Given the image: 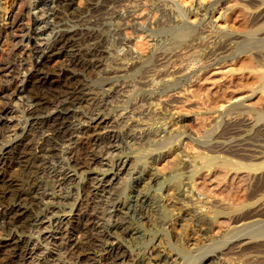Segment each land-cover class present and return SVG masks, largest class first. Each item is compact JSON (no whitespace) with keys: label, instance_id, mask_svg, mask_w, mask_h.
<instances>
[{"label":"rangeland","instance_id":"rangeland-1","mask_svg":"<svg viewBox=\"0 0 264 264\" xmlns=\"http://www.w3.org/2000/svg\"><path fill=\"white\" fill-rule=\"evenodd\" d=\"M11 1L3 0L5 9L10 8ZM24 2V4L19 2L16 4L15 9L21 7L17 9L20 11V17L11 29L13 33H11V37L18 40L17 43L11 46L7 42L8 35L5 34V29L3 38H0V53L4 49L11 50L12 58L16 60L17 67L19 66V73L11 79L10 88L11 90L15 89L14 91L19 88L18 92L23 94V96L10 101L12 104L7 108L5 119L10 125L15 124L19 119L22 121L21 110L28 105L31 106V101L27 96L28 89L38 88L42 91L51 82V80H45L42 83L38 80L39 83H36L37 80L32 76L31 81L26 82L24 76L32 72L35 61L41 60L57 28L87 30L92 38H90L92 42H88L93 43L98 40L99 43L103 42L101 44L104 47L97 51L98 55L88 54L86 56H89L87 58L89 66L85 69L87 73L84 72V79L87 78L85 80L91 89L88 94L76 102L74 110L70 112L73 115V117L71 116L73 124L65 133L66 136L61 137L60 143L63 145H56L57 149L51 153L39 150L38 153L42 152L40 154L44 157L40 155V158L35 160V164L37 163V167H39L35 166L36 171L34 169L30 177L26 178L27 181H24L26 187L31 182L42 184V190L48 193L38 194L37 198L27 200H31L28 202L29 204H26L30 208L29 211L31 213L34 211L38 215L37 218H40L33 225L14 228L8 223L7 217L4 216L6 214L3 213L4 210L0 205V220H4L0 224V242L3 241L1 238L8 233L11 236L21 233L23 238H28L29 244L31 243L28 244L29 248L31 246L33 250L26 255L25 264H38L37 261H40V264H81L85 260L79 256V253L73 254L74 247H71L68 238H66L67 235L73 231L76 232L75 229L77 230L81 226L82 221L87 218L86 214L91 211H96L98 214L103 210L105 215L103 214V216L101 213L100 215L105 217V223L113 222L115 218L111 207L113 201L118 199L124 202L127 196L134 193V190L135 192L139 191L145 184L152 181L151 174L154 171H159L162 177L159 183L153 186L155 190L151 192L152 197H155L160 204L157 207V213L148 212L149 216L144 219V222L142 220L139 223L130 224L126 230L120 232V235L123 233L121 237L126 241V244L122 245V249L128 254L124 264H200L203 255L216 252H220L222 256L225 255V259H229L228 264H264V252H261L264 251V235L250 238L254 233L253 230H261L264 226V214H262L264 213V90L253 93V90L259 88L263 83L264 67L256 66V62L240 53V56L227 60V63L225 62L220 68L202 72V69L199 68L200 65L211 58L209 48L206 46V44L208 45L205 41L207 39L204 38L203 41L196 39L191 44L190 36H184V38L180 36L178 39V35L175 34L177 32L179 34L189 25L210 24L209 20L213 29L244 32L248 29L247 19L252 15H250V10L248 11L249 0H187L184 3L180 0H126L123 5L118 7V13L108 11L101 15L94 14L90 17L91 19L79 15L77 20L72 19L69 13H61L59 17L52 16L51 7L55 5L54 3L50 4L51 7L41 10L39 7H35L36 0H24ZM86 5V0H76L73 3L78 13L83 12L82 14H85ZM126 14H129L130 18L129 16L125 17ZM36 15L39 17L34 26L35 32L29 37H27V33L24 34L22 41H19L24 29L32 26V17ZM218 18H225V22L220 24ZM55 21H58L59 27L56 26ZM77 21L78 23H76ZM120 37L125 38L129 47L137 50V52L134 51V60L136 63L142 64L139 68H135L136 65L127 71L114 68L116 58L123 55L127 50L125 48H128L124 44H117ZM32 42L37 46L34 51L31 47ZM91 43L87 44L91 46ZM235 45L230 46V49L225 52H234ZM175 48L178 52L175 51V56L171 57L174 58L171 65L169 63L167 67H163L159 71L160 76L156 72L153 76L143 77L145 73L147 74L145 71L147 66L161 62L157 58L160 54L165 52L168 55L170 50L173 51ZM219 51L221 52V50ZM61 60L62 57L50 59L47 68L49 70L55 68ZM169 65H173V67ZM165 72L168 75L165 74V76ZM193 72L197 73V78L192 82L177 85L173 88L175 91L173 89L160 91L163 78L165 79L164 83H169V81H173L172 77L175 80L178 77L191 75ZM162 74L165 77H161ZM158 76L160 79L155 78ZM146 78L152 79H148V81ZM153 78L154 82L151 83ZM1 79L0 77V84ZM138 84L141 87H138ZM243 95L247 96L232 101V99ZM240 101L243 105L229 109L230 105ZM1 107L2 103H0ZM241 107L249 109L241 111L240 114L236 113V109H242ZM51 109L47 108V112H51ZM234 110H236L235 113ZM118 124L119 128L116 127ZM118 130L119 133H117ZM10 131L9 128L4 133V140L7 139L5 134H9ZM259 133L263 136L259 137ZM33 134L36 140L39 135ZM75 138L78 140L73 145L69 140ZM254 138L257 139L253 140ZM253 143L258 144L262 150V153L256 157H252L246 153L247 151L242 150L253 147ZM71 145L73 148L70 150L68 147ZM95 146L97 148L101 146L99 149L102 153L105 149L107 150H105L103 159L101 156L94 157L90 154L91 148L93 149ZM248 152L250 151L248 150ZM40 160L41 162H39ZM72 164L77 173L70 175L66 179L67 181L65 180L66 182L61 181V170L66 171L67 169L68 171L73 167ZM11 165L7 167V171H3L6 175L2 172L4 176H0V188L5 184V178L16 173L15 168ZM115 172L121 177H119L120 179L118 175L117 179L116 175H113ZM137 178L139 179L136 181ZM85 180H89L92 184L89 181L86 183ZM110 180L113 182L118 180L117 183L120 184L115 186V189H118V196L111 201L106 194L110 195L114 189H110L111 191L99 190L96 193V189L93 188V184H99L101 181L107 188V182ZM130 185H133L132 188ZM9 198H6L9 203L15 200L14 197ZM57 199L59 200L57 201ZM62 199L63 201H61ZM60 201L61 203H59ZM0 202L3 203L1 200ZM250 208H254L252 212L257 208L256 213H251ZM260 210L263 212H259ZM54 212L60 217L53 215ZM61 213H67L66 217L60 215ZM246 213L248 216H245ZM95 221H101V219L93 217V221L90 223L92 232L96 231L94 229L96 228ZM49 222L51 225H48ZM134 224L138 225L141 230L139 237L135 238L136 241L127 238L128 233L126 232L135 227ZM248 225L256 226L251 229ZM236 243L239 245H235ZM253 243L254 249L251 247ZM245 244L247 245L245 246ZM230 248H234L235 251ZM36 253L38 256L34 257ZM39 255L47 257L48 260H39L41 257ZM214 263L217 264L216 261L210 264Z\"/></svg>","mask_w":264,"mask_h":264},{"label":"bare ground","instance_id":"bare-ground-1","mask_svg":"<svg viewBox=\"0 0 264 264\" xmlns=\"http://www.w3.org/2000/svg\"><path fill=\"white\" fill-rule=\"evenodd\" d=\"M27 1H29V0H27ZM75 1L76 0H36V6L35 7H39L42 10L44 8L51 7L50 4L51 3H54L55 5L53 4L54 6L51 7L52 16L59 17V16H61L60 15L61 13H67V14L69 13V14H71L70 16L72 17V19L77 20L80 17L79 15H82L83 17L90 18L94 14H100L101 15V13L108 12V11H111L112 13L113 12L114 13L115 12L118 13L117 12V9H119L118 7L121 6V5H123L126 2V0H95V1L86 0L87 5L85 6V11H84L85 14H82L83 12L78 13V10H76L75 7L73 6V3H75ZM180 1L184 3L187 0H180ZM17 2L23 3V4L25 3L24 0H12L11 1L10 8L9 9L8 8L5 9V7L3 6V4H4L3 3V0H0V38L3 36L4 29H5L6 30L5 34L8 35V41L7 42H9V44L11 46H14L15 43H17V41H18V40H15V38L11 37V35L13 34L12 33V30H11L12 29V26H14V24L18 21V19L20 17V11H18L17 9L18 8H21V7H17L15 9L16 4H19ZM248 3H249L248 11L250 10V15L251 14L252 15L247 19L248 29L246 31H244V32H239L237 30L236 31L235 30L234 31H232V30H230V31H227V30L226 31H221V30H217L218 28L217 29H213L211 27L212 26L211 21L209 20L210 24L202 23V24H198L197 26L189 25V27L187 26L186 29H184L182 31L180 30L181 32L179 34H178V32L175 33V34L178 35V39H179L180 36H183V38H184V36H190L191 38L189 40L192 42L191 44H193L196 39H200V41H203L202 39H204V38L207 39V40H205V39L204 40L207 41V43H208V45L206 44V46H208V48H209L208 51H209V53L211 55V58H210V60L207 58L209 61L205 62L203 65H200L199 68L202 69V72L207 71V70L210 71V70H214V69L220 68L222 65H224V63L227 60L240 56L239 55L240 53H243L245 56H248L249 59H251L253 62H256V66L264 67V0H257V1L256 0L255 1L249 0ZM8 7H9V5H8ZM130 11H132V10H130ZM130 14H131V12H130ZM38 15L32 17V26L27 27L26 29H24V32H22L23 34L20 37V40L19 41H22V38L24 37V34L26 35V33H27V37H29V36H31V34L33 32H35L34 31L35 30L34 29L35 28L34 26L38 22V20H37L38 17H39ZM97 16H99V15H97ZM127 16H129V14L128 15L126 14L125 17H127ZM95 17H96V15H95ZM129 18H130V16H129ZM72 19L70 18V20H72ZM74 20H72V21L74 22ZM58 21H55L54 22L56 24V26H58ZM224 22H225V18L224 19H219V23L220 24L221 23H224ZM76 23H78V21ZM63 26H65V25H63ZM184 28H185V26H184ZM22 31H23V29H22ZM93 31H95V30H93ZM97 35H98V33H97ZM97 35H96V37H97ZM122 36H124V35H122ZM93 37L96 38L95 36H93ZM90 38H91L90 33L87 30H83L82 28H78V29H70L69 28L68 29V28L61 27L59 29L57 28L56 31H54V33H53V35L51 37L50 43L47 46L46 52H44L42 58L40 57L41 60L40 61H35L34 64H33L34 66H33L32 72H30V73H28V75L24 76L26 82L27 81H31V76L33 77V79L35 78L37 80V81L34 80V81H36V83H39L38 80L41 81L42 83L45 80L46 81L51 80V82H49L48 83V87H45L46 89H44L42 91L39 90L38 88H37L38 90L37 89H30V88L28 89V95L27 96H28V98L31 101V106L28 105L27 107H25V109L21 110L22 114L20 116H22V118H23L22 121H19L20 120L19 119L18 121L15 122V124H12V125H10L8 123V121H6L5 118L7 116V108H8V106H11L10 104H12V103H10V101L17 99V97L19 98V97L23 96V94L21 95V93L18 92L20 90L19 88H17L16 91H14L15 89L11 90V88H10L11 79L13 77H16L17 74L19 73V66L17 67L16 60H13L12 54L10 53L11 50L4 49L0 53V77L2 78L1 79L2 82L0 84V103H2V107L0 108V136L2 137L0 139V176L3 175V173H4L3 171H7V167H9L10 164H12L11 167L15 168V172H16V173H14V175H10V174H13V173H10L9 174L10 176H8L7 178H5V181H4L5 184L2 185V187L0 188V196H1L0 200L3 201V203L0 202V205L3 208V210H4L3 213L6 214L4 216L7 217L8 221H9L8 223H10L14 228L15 227H19V226H21V228H22L23 226H27L29 224H32L33 225L40 218V217L37 218L38 215H37V213H34V211L31 213L29 211L30 208H28L27 207L28 205H26V204H29L28 202H30L31 200L30 201H27V200H29L30 198H37L38 197V194L46 193V191L44 192L42 190V188H41V185L42 184L39 185L37 182H31L30 185L26 187V186H24V184H25L24 181L26 180V178L28 179L30 177V174L33 173L34 169L36 171L35 166L37 167V163L35 164V160H38L40 158V155H42V154H40L42 152L38 153L39 150H41V151H47V152H50L51 153V152L54 151V149H57L56 145L60 146V144H62V143H60V141H62L61 140V137L62 136H66L65 133L72 127L71 124H73L72 123V117H73V115H71L70 112L72 110H74V107H75L76 102L82 96H84V95L88 94V92H90V89L91 88H90L89 84L85 80L87 78L84 79V77H85V75H84L85 69H86L87 66H89V64L87 62V58L89 56L88 57H86V56L88 54L95 55V54H97V51L101 50V47H104L101 44L103 42H100L99 43V41L97 40V41L91 43L92 42V40H91L92 38L91 39ZM96 39H94V40H96ZM124 39L120 37L119 40L117 41V44L118 45L124 44V45L128 46V48H125L127 50L126 51L124 50L125 53L123 55H121L118 58H116L114 68L117 67V68H120V69H122L124 71H127V70L132 69V67H134L135 65H136L135 68H139V66L142 65V64L140 62H137L136 63V60H134V51L137 52V50H135V49L133 50V48L129 47V45L127 44V41L124 40ZM100 40L102 41V39H100ZM88 41H91V42H88ZM174 41H176V40H174ZM87 43L88 44L91 43V46H89ZM86 45H88V46H86ZM183 45H182V47L185 46V45L184 46ZM232 45H235V47H236L235 48V51L234 52L232 51V53H230V52L226 53L225 51H227L228 49H230V46H232ZM31 47H32V50L33 51L36 50V48H37V46L35 45L34 42L31 43ZM166 47H168V46H166ZM12 48H14V47H12ZM187 48H188V46H187ZM190 50H192V49H190ZM219 50H221V52H225V53L222 54ZM175 51H177L176 48L173 49V51L170 50V52L168 53V55L165 54V52H164V54H160L159 56L157 55L158 56L157 57L158 60L161 61V62H158L156 65L154 64V65L147 66L148 68L145 70L147 72V74L145 73L144 74L145 76H143V77L145 78L147 76H153L156 72H158L156 74L159 75V71H161L163 67H167V65L169 63L171 65V62L173 61L172 59H174V58H171V57L175 56V54H174V53H176ZM54 57H62V60H61V62L55 68H53V69L51 68L52 69V71H51V69L49 70L47 68V63H48V61L50 59H52ZM177 58H179V57H177ZM89 61H91V60H89ZM134 63H136V64H134ZM170 67H173V65L170 66ZM176 72H178V71H176ZM85 73H87V71ZM14 74H16V75H14ZM165 74H166V72L164 73V75ZM164 75L162 74L161 77L164 76ZM166 75H168V74H166ZM159 76L158 77H155V78H159ZM195 78H197V73H195V72H193L191 75H187L186 77H182V78L181 77H178L175 80L172 77V80L173 81L172 82L169 81V83H164V80L165 79L163 78L162 79L163 82L162 81H161L162 83L160 82L161 83L160 91L163 92L165 89H173V88L177 87V85H185V84H187V82H192L193 80H195ZM148 79L150 80L152 78H148ZM148 79L146 78V80H148ZM32 82H33V80H32ZM144 82H146V81H144ZM152 82H154V78H153V81H151V83ZM262 82H263V83H261L262 85L260 84V87L259 88L253 90V93H259L260 90H264V85H263L264 84V76H263V81ZM33 84H34V82H33ZM121 85H120V87H121ZM126 85H128V84L126 83ZM137 86L138 87H141L139 84ZM147 86H149V85H147ZM149 87H148V89H149ZM145 88H146V86H145ZM121 89H120V91H121ZM183 89H185V87H183ZM127 90H128V88H127ZM152 90H154V89H152ZM123 92H124V90H123ZM123 92H121V93H123ZM244 96L246 97L247 95H243V96H240V97H236V98L232 99V101L241 99ZM241 104H242L241 101L240 102H237V103H234V104L230 105L229 109L230 108H233L235 106H237V108H238ZM47 108H52L51 109V112H47ZM242 109H239V110L236 109L237 111L234 110V113L236 111V113L240 114L241 111L248 110L249 108H246V109L245 108H242ZM82 115H83V113H82ZM87 115H88V113H87ZM96 115H98V114H96ZM91 116H92V114H91ZM122 116H124V115L122 114ZM93 118H95V116ZM121 118H123V117H121ZM83 121L85 122V120H83ZM122 121H125V120L122 119ZM91 122H92V120H91ZM242 125L243 124H241V126ZM77 126H78V124H77ZM116 127L119 128V124ZM9 128H10L11 131L9 132V134L8 133L5 134L6 135L5 138H7V139L4 140V133L6 132V130L8 131ZM126 129L129 130L128 128H126ZM73 130H74V128H73ZM230 130L232 131V129H230ZM233 130H234V128H233ZM238 130H239V128H238ZM33 133H37L39 135L38 138L36 137L37 138L36 140L34 139L35 137H33V135H34ZM117 133H119V130H118ZM78 134H80V133H78ZM231 134H232V132H231ZM260 134L261 133H259V135ZM38 135H36V136H38ZM74 135H76V134H74ZM121 136H124V135H121ZM261 136H263V135H260L259 137H261ZM256 139L254 138L253 140H256ZM77 140L78 139L75 138V139H73L71 141L69 140V142L71 144H73V143L75 144L77 142ZM8 142H10V143H8ZM257 142H258V140H257ZM237 143L239 144V142H237ZM108 144H110V143H108ZM250 144H252V143H250ZM246 145H247V143H246ZM253 145L254 146L251 147V148H243L242 150L243 151H247L246 153H248L250 156L256 157V156L259 155V153H262V150H260V148L258 147L259 146L258 144L253 143ZM256 147L259 148V149H257ZM68 148H70V150H71L73 147L71 145ZM99 148H101V146ZM99 148H97L96 146L93 147V149L91 148L90 154L93 155L94 157L101 156L102 159H103L105 157L104 154H105V152L107 150L105 149L106 150L105 151L103 149L104 151L102 153V151ZM102 148H103V146H102ZM59 150H61V149H59ZM248 150L250 152H248ZM56 154L58 155V153H56ZM52 155L55 157V155L53 153H52ZM106 156H107V153H106ZM41 159H42V157H41ZM39 162H41V160ZM101 162H103V161H101ZM106 163H107V161H106ZM76 167H77V165H76ZM91 168H93V167H91ZM98 168H100V167L98 166ZM110 168H111V166H110ZM13 171H14V169H13ZM61 171H62L61 172L62 175L60 177L61 181L62 180L65 181L70 175H73V174L75 175V173H77L74 165H73V167L71 169H68V171L66 169L67 172L64 171V170H61ZM70 172H72V173H70ZM58 174H59V172H58ZM58 174H56V175H58ZM135 174H137V173H135ZM4 175H6V173H4ZM113 175H116V179H117V175H118L117 172L113 173ZM151 175H152V177H151L152 178L151 179L152 181H150L149 183L145 184L141 190L138 189L139 191H136V192L134 190V193H132L129 196H127L126 197V200L124 202H121L118 199L115 200V201H113V205L111 206L112 207V211H113V215H115V218H114L113 222H111V223H105V220H104L105 217H103L105 215V212L103 210L101 212H99L98 214L96 213V211L95 212L91 211V213H87L86 214V217L87 218L84 219V221H82L81 226L78 227V228L76 227L77 228V230L75 229L76 232L73 231L74 233L71 232V233H69V235H67L68 237H66V238H68L67 240H69V243H70L71 247H74V249L72 250L73 254L75 252L76 253H79V256L83 257L84 260H85V261H83V263L80 262L81 264H121V263L124 264L126 262L125 261L126 260L125 257H126V255L128 256V254H126L125 251H124V249H122V245H124V243L126 241H124L123 237H121V235L123 233L120 235V232L123 231V230H126L127 226L130 225V224H133L135 222L139 223L142 220L144 222V219H147V217L149 216L148 215V212L154 211V212L157 213V209H158L157 207L160 206V204H158V200L155 197L154 198L152 197L151 192L153 190H155V187L153 188V186L155 184L159 183L160 178L162 177V174L159 171H157V172L154 171V173H152ZM119 177L120 176L118 175V178ZM85 179H87V178H85ZM138 179L139 178H137L135 180L137 181ZM105 180H107V179H105ZM88 181H86V183ZM102 181L99 184H96V185L93 184V188L96 189L95 192L97 193L99 190H101V191H108L110 189L111 190L114 189V190H112V192H110L111 190L109 191L110 192V195L108 194L109 196L107 194H106V196L108 197V199H110V201L112 199H115L116 196H118V193H117V190L118 189H115V188L117 187V184L120 185L119 183H117L118 180H117V182L116 181L113 182L112 180H110L109 182H107V184H108V187L107 188H105L106 186H105V184L102 183ZM90 183L92 184V182H90ZM120 183H121V181H120ZM43 185H44V183H43ZM132 186L130 188H132ZM83 187H84V185H83ZM118 187H121V186H118ZM133 189H134V187H133ZM47 192H49V190H47ZM59 193H61V192H59ZM46 194H48V193H46ZM57 194H58V192H57ZM120 194L122 195V193H120ZM60 195H62V194H60ZM112 195H114V196H112ZM124 195H125V193H124ZM155 196H157V195H155ZM9 197H14L15 200H13L11 203H9L6 200V198H9ZM48 197H50V196H48ZM104 198L106 200V197H104ZM58 200L59 199H57V201ZM10 201H11V199H10ZM61 201H63V199ZM61 201L59 203H61ZM53 206H55V205H53ZM40 208H42V207H40ZM67 208H70V207H67ZM59 209L60 208H58V211H60ZM252 209H254V208H252ZM252 209H251V213L254 214V212L256 211L257 208H255V211H253V212H252ZM260 209H261V207H260ZM53 210H55V209H53ZM69 210H71V209H69ZM85 212H86V210H85ZM246 212L249 213V211H246ZM259 212H261V210ZM50 213H51V211H50ZM100 213L102 215L103 214L104 215L102 216V215H100ZM262 214H264V213H262ZM53 215L60 217L56 213L53 214ZM60 215H64V217H66L67 213H61ZM94 216H96L99 219H101V221H95L96 228H94V229L96 231L92 232V231H90V223H91V221H93V217ZM245 216H248V214L246 213ZM159 219H162V218H159ZM158 220H156V221H158ZM3 222H4V220L1 219L0 220V224H2ZM40 222H42V221L40 220ZM48 225H51V222H49ZM164 225H165V223H164ZM134 226H135V224H134ZM258 226H259V224H258ZM254 227L251 226L250 228L251 229L252 228L254 229ZM263 228H264V226L261 228V230H257V231H254L253 230L254 233H252V234L250 232V234H251L250 238H252V237L254 238V237H257V236H260V235L262 237V235H264V229ZM40 229H41V227H40ZM56 229H57V227H56ZM19 230H17V231L19 232ZM118 231H119V233H118ZM249 231H248V233H249ZM9 232H11V231H9ZM126 232L128 233V237L127 238H129L130 240H135L136 241L135 238H138L139 237V233L141 232V230L139 229V226L137 225V226L133 227L131 230L126 231ZM30 233H31V231H30ZM8 234H6V236H4V237L1 238L3 241L0 242V254L2 253V255H0V261H1L0 264H25V262H26V259H25L26 258V255L28 253H31L32 250H33L32 249L33 247L30 246V248H29V245L31 243L29 244L28 238H25V237L23 238V235L21 233H19L20 235L19 234L18 235L16 234L14 236L13 235L11 236V235H8ZM3 235H5V234H3ZM248 236H249V234H248ZM31 237H33V236H31ZM247 239H249V238H247ZM39 240H41V239H39ZM252 240H255V239H252ZM30 241H33V240H30ZM239 241H238V243H239ZM243 243H244V241H243ZM235 245H239V244L236 243ZM242 245H244V244H242ZM246 245L247 244H245V246ZM253 245H254V243L252 244L251 247H253V249H254V246ZM246 248H248V247H246ZM255 248H257V247H255ZM259 248H261V247H259ZM241 249H243V247H241ZM231 250H234V248L231 249ZM247 250H249V249H247ZM260 251H261V249H260ZM242 252H243V250H242ZM261 252H264V251H261ZM38 253H36L34 255V257ZM204 253L206 254V251ZM39 254H41V253H39ZM242 255H243V253H242ZM39 256H41V255H39ZM224 256H222V254L220 252L219 253L216 252V253H213V254L203 255V257L200 260L201 261L200 264H210V263L215 262V261H216L217 264H228L227 261L229 259L226 260ZM41 259L42 260H48L47 257H43V256H41L39 258V260H41ZM37 260H38V257H37ZM57 262H59V261H57ZM37 263L40 264V261H37ZM198 263H199V261H198Z\"/></svg>","mask_w":264,"mask_h":264}]
</instances>
